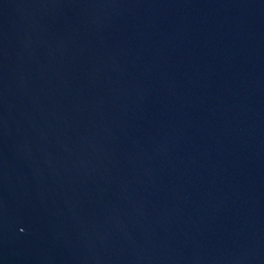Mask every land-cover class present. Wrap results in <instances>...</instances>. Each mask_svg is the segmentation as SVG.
Listing matches in <instances>:
<instances>
[{
    "label": "water",
    "instance_id": "95a60500",
    "mask_svg": "<svg viewBox=\"0 0 264 264\" xmlns=\"http://www.w3.org/2000/svg\"><path fill=\"white\" fill-rule=\"evenodd\" d=\"M0 264H264V0H0Z\"/></svg>",
    "mask_w": 264,
    "mask_h": 264
}]
</instances>
